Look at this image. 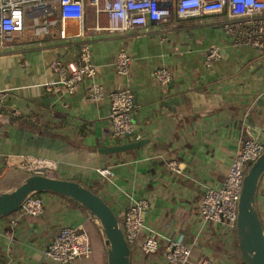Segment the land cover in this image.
I'll return each instance as SVG.
<instances>
[{
    "label": "crops",
    "instance_id": "obj_1",
    "mask_svg": "<svg viewBox=\"0 0 264 264\" xmlns=\"http://www.w3.org/2000/svg\"><path fill=\"white\" fill-rule=\"evenodd\" d=\"M86 12L83 22H66L65 40L58 27L36 36L25 18L22 32L1 43L0 90L8 94L0 111V194L30 175L12 168L7 157L46 159L56 164L55 178L76 181L101 196L120 223L133 200L148 202L142 237L155 236L159 246L147 257L131 250L130 264H165L167 238L189 248L193 264L202 259L243 264L237 233L222 232L220 223L204 226L200 205L209 188L221 187L244 140L264 144V57L256 49L233 46L212 18L109 33L95 30L92 10ZM83 43L90 46L95 78L82 81L71 95L61 86L49 94L45 84L57 79L51 63L71 62ZM209 49H218L219 58L206 66ZM120 52L131 59L125 76L115 69ZM161 67L173 76L166 87L154 77ZM92 83L103 89L96 101L86 98ZM127 85L134 97L133 130L146 144L96 155L98 147L127 143L112 138L108 118L110 93ZM169 161L181 165L180 173L168 168ZM104 167L111 170L108 179L98 173ZM37 195L41 216H18L19 211L0 216V264H60L47 259L44 249L61 228L92 226L97 232L98 221L68 197ZM255 202L264 229V175ZM70 264L107 262L94 246L89 258Z\"/></svg>",
    "mask_w": 264,
    "mask_h": 264
},
{
    "label": "built area",
    "instance_id": "obj_2",
    "mask_svg": "<svg viewBox=\"0 0 264 264\" xmlns=\"http://www.w3.org/2000/svg\"><path fill=\"white\" fill-rule=\"evenodd\" d=\"M87 8L92 10L94 29L109 33L142 29L173 20L178 22L212 18L231 39L233 46L256 49L264 57V0H0V47L6 36L22 32L25 18L32 21L36 36L47 34L50 28L58 27L59 39L65 40L66 22H83ZM104 21L107 23L104 24ZM218 58V49H209L204 64L211 66ZM130 62L131 59L126 53H118L115 60L116 73L120 76L127 75ZM50 69L57 79L53 83L45 84L49 94L54 93L56 86H61L64 94L71 95L82 81L93 80L97 73L87 43L79 46L74 60L68 63L55 60ZM154 77L162 87L168 86L173 79L172 73L165 67L155 70ZM7 94L0 90V111ZM102 95V87L95 83L86 90L89 101H96ZM109 97L108 118L112 138L115 141H139L140 137L133 130L134 97L129 86L112 91ZM263 152L264 144L253 139L244 140L238 147L221 187L209 188L203 196L200 213L204 226L220 223L222 232H236L237 210L244 177ZM6 162L12 168L30 175L55 178L56 164L46 159L9 156ZM167 166L171 171L180 173L179 163L169 161ZM98 173L103 179L112 176L108 167L99 169ZM147 209L146 200H133L125 210L120 224L130 251H137L141 257L151 256L159 246L155 236L142 237L143 231L147 229ZM18 211V216H41L44 213L43 201L38 195L32 194L23 201ZM16 220L18 217L10 219L9 224L15 226ZM91 254L92 247L87 231L69 225L61 228L44 249L47 259L60 264H70L79 258L86 259ZM162 256L165 264H193L190 261V249L176 240L165 239ZM195 264L215 263L202 259Z\"/></svg>",
    "mask_w": 264,
    "mask_h": 264
},
{
    "label": "water",
    "instance_id": "obj_3",
    "mask_svg": "<svg viewBox=\"0 0 264 264\" xmlns=\"http://www.w3.org/2000/svg\"><path fill=\"white\" fill-rule=\"evenodd\" d=\"M145 144L146 141L139 140L98 147L96 155L123 153L143 147ZM263 175L264 152L248 169L238 204L236 233L244 264H264V229L255 207L256 192ZM44 192L68 197L98 221L105 237V245L108 247L107 264H130V248L112 208L101 196L76 181L39 174L29 175L12 191L0 194V216H9L17 212L28 196Z\"/></svg>",
    "mask_w": 264,
    "mask_h": 264
},
{
    "label": "rangeland",
    "instance_id": "obj_4",
    "mask_svg": "<svg viewBox=\"0 0 264 264\" xmlns=\"http://www.w3.org/2000/svg\"><path fill=\"white\" fill-rule=\"evenodd\" d=\"M23 180H24V178H23ZM97 226H98L96 228L97 229V232H95L94 228L91 226V229H89L87 231V233H88V236H89V239H90L92 251H93V247L94 246H96L97 248H99L101 250V252H102L103 261H104V263H106V253H107V248L108 247L105 245V237L103 235L102 228L99 225V223L97 224Z\"/></svg>",
    "mask_w": 264,
    "mask_h": 264
},
{
    "label": "trees",
    "instance_id": "obj_5",
    "mask_svg": "<svg viewBox=\"0 0 264 264\" xmlns=\"http://www.w3.org/2000/svg\"><path fill=\"white\" fill-rule=\"evenodd\" d=\"M27 176L24 177V179L26 178ZM21 183V182H20ZM37 195V194H36ZM74 202V201H73ZM76 204H78L77 202H75ZM79 205V204H78ZM80 206V205H79ZM244 264V263H243Z\"/></svg>",
    "mask_w": 264,
    "mask_h": 264
}]
</instances>
